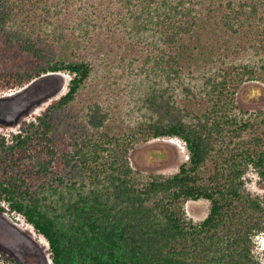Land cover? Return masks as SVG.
Instances as JSON below:
<instances>
[{"label": "trees", "instance_id": "obj_1", "mask_svg": "<svg viewBox=\"0 0 264 264\" xmlns=\"http://www.w3.org/2000/svg\"><path fill=\"white\" fill-rule=\"evenodd\" d=\"M0 59L13 62L0 69V88L73 74L35 127L46 137L70 109L74 149L58 159L86 180L52 175L68 194L48 204L56 182L39 188L22 167L27 139L0 141V197L47 239L53 264H263L252 243L264 198L247 194L242 177L252 166L264 182V116L238 122L224 107L232 87L264 81V0H0ZM106 92L113 98L102 99ZM120 108L125 118L113 134ZM174 136L186 142L189 162L136 182L130 145ZM47 152L37 179L54 173L57 157ZM200 199L211 209L194 224L183 203Z\"/></svg>", "mask_w": 264, "mask_h": 264}, {"label": "rangeland", "instance_id": "obj_2", "mask_svg": "<svg viewBox=\"0 0 264 264\" xmlns=\"http://www.w3.org/2000/svg\"><path fill=\"white\" fill-rule=\"evenodd\" d=\"M12 63L0 59V69H4L6 66L10 67ZM97 75L99 79L95 85L100 83L102 71L99 70ZM72 77V73L63 70L47 73L42 77H33L21 85L16 84L0 88V141L4 142L6 146H10L17 144L19 135L22 136V139H27L23 149H18V156L23 157L22 167L30 166L33 169L30 175H33L39 188L44 185L48 187L53 180L56 182L55 186L57 187L55 191L53 190L54 194L49 195L48 199L44 201L48 204L53 203L54 198H58L61 193L64 196L68 194L65 185L56 179H52V175H60L69 183L86 180L83 172L77 171L71 174V166L64 165L61 163L62 160L58 159V155L61 153L71 152L74 149L75 140H72L71 132L67 131L68 120L74 118V114L69 115V108L57 113L55 128L47 132L46 137L43 135L44 129L42 127H40L41 131L36 133L37 127L41 126L40 118L45 115L51 104L57 103L68 92ZM251 84L258 87L259 94L254 93V87ZM88 86L90 87V84ZM90 96H92V92L89 88L88 92L80 97L77 104L81 106L82 103L89 100ZM113 96L106 92L102 99L113 98ZM224 108L228 115L238 122L254 121L263 117L264 81L254 80L232 87ZM123 111L122 108L118 112L112 111L110 122L113 127V134L119 132L117 127L120 125V119L125 118ZM53 135L56 136L55 142L51 140ZM77 135V130H74V137L76 138ZM121 135V133L118 134L119 138H122ZM124 139L126 140V138ZM125 140L122 142L128 141V139ZM48 148L54 150V156L57 157L49 167V170H54V173L45 175V173L40 172L39 176H45L37 179V176L34 175H37L35 172L38 163L49 160L51 157L47 152ZM111 148L113 149L115 146L113 145ZM160 153L162 154L161 157L158 156ZM34 156L36 157L33 158ZM128 157L134 170L133 175L136 182L143 183L154 175L171 176L179 172L181 165L189 162L190 152L186 142L177 136L139 138L130 145ZM103 158L104 161L110 159L108 152L104 153ZM75 161L77 160L75 159ZM24 164H28V166H24ZM242 180L244 191L247 194L252 198H264V182L252 166L247 169ZM51 191H48V194ZM183 208L187 220L199 224L209 214L211 202L207 199L188 200L183 203ZM252 253L256 260L264 264V224L261 231L253 238ZM0 264H53L52 251L47 239L36 231L23 215L11 210L9 202L3 197H0Z\"/></svg>", "mask_w": 264, "mask_h": 264}]
</instances>
